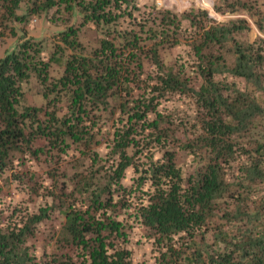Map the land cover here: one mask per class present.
Masks as SVG:
<instances>
[{
	"label": "trees",
	"instance_id": "trees-1",
	"mask_svg": "<svg viewBox=\"0 0 264 264\" xmlns=\"http://www.w3.org/2000/svg\"><path fill=\"white\" fill-rule=\"evenodd\" d=\"M1 1L12 21L25 4L83 24L47 53L24 37L0 57V174L58 201L0 209V264H145L127 246L134 222L158 264H264V0L216 5L249 15L253 40L247 17L204 8ZM43 143L63 173L24 170ZM55 208L65 220L39 256L31 240Z\"/></svg>",
	"mask_w": 264,
	"mask_h": 264
},
{
	"label": "rangeland",
	"instance_id": "rangeland-1",
	"mask_svg": "<svg viewBox=\"0 0 264 264\" xmlns=\"http://www.w3.org/2000/svg\"><path fill=\"white\" fill-rule=\"evenodd\" d=\"M219 0H140L142 5L157 4L158 6H164L166 8L174 9L178 12L189 10L192 7L204 8L209 11V15L216 23L228 21L233 17L245 16L251 22L252 30L249 33V37L253 40L258 35V28L255 22L244 13H229L220 12L216 10V5ZM23 10H17L19 15L15 21L9 20V13L5 12V6L0 0V57H2L7 50L12 49L15 43L21 41L24 37L34 38L36 40H42L43 44L47 47L45 53L49 52L52 48V44L59 40L58 33L66 29L70 24L82 25L81 18L66 19L60 17L58 14H53V11L49 13H43L41 16L35 12H30L27 6L23 4ZM82 23V24H81ZM81 36L85 41L94 39L96 35L95 29L87 26L81 27ZM37 85V84H36ZM38 86V85H37ZM32 98L29 97V100ZM39 103L41 99L35 98ZM27 102V100H26ZM28 103V102H27ZM41 148L43 151L36 155L37 158H33L26 155L24 170L31 168V170L37 171L40 176H46L48 172H54L58 167L60 173H63L64 169L61 166L63 159L56 162L53 160L51 154L47 152L46 145L43 143ZM76 156V155H75ZM72 157H69V159ZM69 159H65L68 161ZM73 164V162H71ZM66 163H64L65 165ZM72 170H68L71 172ZM60 175V174H59ZM130 176V175H129ZM13 179L8 176V173L0 174V209L12 210L13 207H20L21 209L29 210L31 212H37L40 208H45L50 205H57L58 201L51 196H36L31 194L27 189L22 187L18 181H12ZM72 186H70L71 189ZM58 207V206H57ZM65 217L60 212L59 208L52 210L49 218L44 220L38 225L37 235L31 241L37 250V254L41 256L44 252H52L55 245V236L63 226ZM133 232L131 234V240L127 246L131 249L136 261H143L145 264H158L157 257L159 252L156 249L154 239L149 237L146 227L144 228L139 223H135Z\"/></svg>",
	"mask_w": 264,
	"mask_h": 264
}]
</instances>
